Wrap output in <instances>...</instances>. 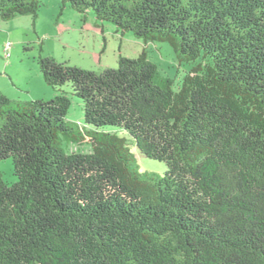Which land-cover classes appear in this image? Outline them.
Instances as JSON below:
<instances>
[{
  "label": "trees",
  "instance_id": "1",
  "mask_svg": "<svg viewBox=\"0 0 264 264\" xmlns=\"http://www.w3.org/2000/svg\"><path fill=\"white\" fill-rule=\"evenodd\" d=\"M61 2L194 63L175 87L144 50L101 72L39 54L52 98L0 92V264H264V0ZM40 3L0 0V19L34 25ZM66 83L91 128L66 118Z\"/></svg>",
  "mask_w": 264,
  "mask_h": 264
},
{
  "label": "rangeland",
  "instance_id": "2",
  "mask_svg": "<svg viewBox=\"0 0 264 264\" xmlns=\"http://www.w3.org/2000/svg\"><path fill=\"white\" fill-rule=\"evenodd\" d=\"M40 2L34 25L32 17L28 15H19L9 20L0 19V92L7 94L21 90L26 93L27 90L34 94L45 88L54 91L41 76L37 64L39 54L51 55L57 61L67 62L71 66L101 72L107 67H116L119 55L134 58L144 50L157 66L160 75L172 78L175 87L194 63L180 60L170 43L159 40L145 42L130 31L117 32L114 24L97 20L91 11L83 16L68 5L61 7V0ZM7 44H10L8 57L4 50ZM60 88L70 98L66 114L69 122L84 129L91 128L83 122V102L71 94L70 83ZM102 129L126 138L139 171L164 175L166 163L142 155L127 132L111 125ZM65 147L69 151L86 152L90 149L88 143L65 142ZM12 162L10 156L0 161L2 178L9 184L16 181Z\"/></svg>",
  "mask_w": 264,
  "mask_h": 264
},
{
  "label": "crops",
  "instance_id": "3",
  "mask_svg": "<svg viewBox=\"0 0 264 264\" xmlns=\"http://www.w3.org/2000/svg\"><path fill=\"white\" fill-rule=\"evenodd\" d=\"M3 93V92H2ZM26 93H27V95H26ZM26 93H22L21 92V90H20V92H13L12 93V91H10V93H8L7 92V94L6 93H4L6 96H10L9 98H11L12 97V99H14V100H26V101H29L30 99H39V98H41V99H44V98H49V97H53L54 96V94H55V91H49V89H42V91H36V93H34V94H32L30 91H28L27 92V90H26Z\"/></svg>",
  "mask_w": 264,
  "mask_h": 264
},
{
  "label": "built area",
  "instance_id": "4",
  "mask_svg": "<svg viewBox=\"0 0 264 264\" xmlns=\"http://www.w3.org/2000/svg\"><path fill=\"white\" fill-rule=\"evenodd\" d=\"M9 45H10V44H7V45H5V47H4V50H5V56H6V57L9 56Z\"/></svg>",
  "mask_w": 264,
  "mask_h": 264
}]
</instances>
